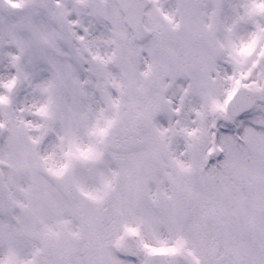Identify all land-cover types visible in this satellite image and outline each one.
I'll list each match as a JSON object with an SVG mask.
<instances>
[{
    "label": "snow or ice",
    "instance_id": "obj_1",
    "mask_svg": "<svg viewBox=\"0 0 264 264\" xmlns=\"http://www.w3.org/2000/svg\"><path fill=\"white\" fill-rule=\"evenodd\" d=\"M0 264H264V0H0Z\"/></svg>",
    "mask_w": 264,
    "mask_h": 264
}]
</instances>
